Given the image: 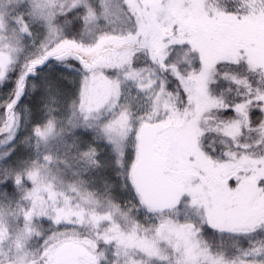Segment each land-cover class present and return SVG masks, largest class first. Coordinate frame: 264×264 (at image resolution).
Returning <instances> with one entry per match:
<instances>
[{
  "label": "snow or ice",
  "instance_id": "6c2138e0",
  "mask_svg": "<svg viewBox=\"0 0 264 264\" xmlns=\"http://www.w3.org/2000/svg\"><path fill=\"white\" fill-rule=\"evenodd\" d=\"M0 264H264V0H0Z\"/></svg>",
  "mask_w": 264,
  "mask_h": 264
}]
</instances>
